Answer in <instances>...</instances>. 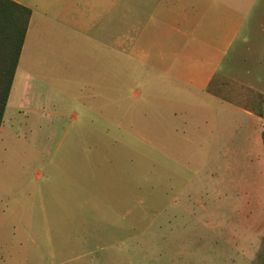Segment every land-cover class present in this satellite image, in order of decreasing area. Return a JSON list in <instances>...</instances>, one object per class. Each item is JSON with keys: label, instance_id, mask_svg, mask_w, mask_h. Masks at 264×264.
<instances>
[{"label": "rangeland", "instance_id": "374dc122", "mask_svg": "<svg viewBox=\"0 0 264 264\" xmlns=\"http://www.w3.org/2000/svg\"><path fill=\"white\" fill-rule=\"evenodd\" d=\"M181 2L195 18L177 29ZM30 4L0 130V264H263L253 13L220 53L219 0Z\"/></svg>", "mask_w": 264, "mask_h": 264}, {"label": "crops", "instance_id": "0c3cea01", "mask_svg": "<svg viewBox=\"0 0 264 264\" xmlns=\"http://www.w3.org/2000/svg\"><path fill=\"white\" fill-rule=\"evenodd\" d=\"M27 8H29L32 11V16L30 20V24L33 19V14L35 11V8L33 5L30 4L31 0H13ZM222 1L223 4H225L227 10L229 11V19L232 20L233 27L229 33L228 36L225 37L223 42H215L212 47L216 49L218 52L222 53L223 50H225L226 45L232 44L238 37L240 36L241 31L246 27L247 25V16L253 13V24H251V30L254 34V38L256 42H258L259 46L257 47L260 51H262V57L264 60V0H219ZM227 2V4H226ZM189 3H180L179 5H175L174 9L175 12L172 13V16L170 19L176 24V28L179 29L183 24L186 22H190L192 24L193 19L195 16L190 17L191 14L188 12ZM174 15H176L174 17ZM188 19H191L189 21ZM29 24V27H30ZM29 31V28H28ZM28 34V32H27ZM27 37V36H26ZM240 39V37H239ZM26 41V39H25ZM25 44V43H24ZM221 44H225V47L223 49L219 48L218 46ZM24 48V47H23ZM22 55V54H21ZM21 58V57H20ZM197 62H199V59H195ZM20 62V61H19ZM205 65L213 67L211 72L208 74L202 88L203 90L211 95L214 98H217L218 100L222 101V96L220 92V88L216 83L217 76H218V67L219 63L215 62H209L208 60H205L204 62H201ZM264 65V63H263ZM17 72V71H16ZM220 75V74H219ZM26 86L29 85L30 90L33 89V76L32 73L28 72L26 73ZM216 83V84H215ZM230 105V104H229ZM233 108V107H231ZM262 117V116H260Z\"/></svg>", "mask_w": 264, "mask_h": 264}, {"label": "trees", "instance_id": "16d2710c", "mask_svg": "<svg viewBox=\"0 0 264 264\" xmlns=\"http://www.w3.org/2000/svg\"><path fill=\"white\" fill-rule=\"evenodd\" d=\"M31 16L29 8L13 0H0V130Z\"/></svg>", "mask_w": 264, "mask_h": 264}]
</instances>
